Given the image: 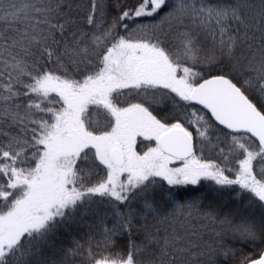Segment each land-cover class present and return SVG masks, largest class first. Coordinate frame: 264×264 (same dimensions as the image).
Returning a JSON list of instances; mask_svg holds the SVG:
<instances>
[{
	"label": "snow or ice",
	"instance_id": "obj_1",
	"mask_svg": "<svg viewBox=\"0 0 264 264\" xmlns=\"http://www.w3.org/2000/svg\"><path fill=\"white\" fill-rule=\"evenodd\" d=\"M0 264H264V0H0Z\"/></svg>",
	"mask_w": 264,
	"mask_h": 264
}]
</instances>
